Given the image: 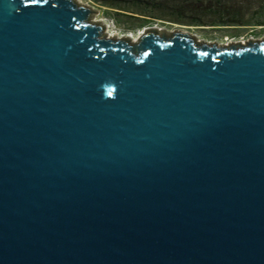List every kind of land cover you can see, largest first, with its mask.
<instances>
[{
  "label": "water",
  "instance_id": "obj_1",
  "mask_svg": "<svg viewBox=\"0 0 264 264\" xmlns=\"http://www.w3.org/2000/svg\"><path fill=\"white\" fill-rule=\"evenodd\" d=\"M91 12L0 0V264H264V40Z\"/></svg>",
  "mask_w": 264,
  "mask_h": 264
},
{
  "label": "rangeland",
  "instance_id": "obj_2",
  "mask_svg": "<svg viewBox=\"0 0 264 264\" xmlns=\"http://www.w3.org/2000/svg\"><path fill=\"white\" fill-rule=\"evenodd\" d=\"M75 1L89 6L92 9L89 21L103 24V35L113 33L115 36L110 37L114 38L126 37L130 32L139 33L152 27L166 35L176 31L188 32L198 44L221 45V42L231 44L237 41L264 40V28L250 31L246 26L264 20V13L260 10L262 0H156L154 8L147 7L149 3L145 0ZM209 7H219L221 15L211 14ZM223 14L229 21L222 20ZM106 23L110 25L109 28ZM221 24L244 26L238 31L233 26ZM238 32L241 34L233 36Z\"/></svg>",
  "mask_w": 264,
  "mask_h": 264
},
{
  "label": "crops",
  "instance_id": "obj_3",
  "mask_svg": "<svg viewBox=\"0 0 264 264\" xmlns=\"http://www.w3.org/2000/svg\"><path fill=\"white\" fill-rule=\"evenodd\" d=\"M260 10L264 13V0H262L260 2ZM220 26H233L234 28H236L238 31H241V28L244 26V25H225V24H221ZM248 26L250 29V31H253L255 28H264V20H260L258 21L257 23L255 24H250V25H246ZM240 28V29H239ZM241 32H238L237 35L236 33L233 34V36H238L240 35Z\"/></svg>",
  "mask_w": 264,
  "mask_h": 264
},
{
  "label": "trees",
  "instance_id": "obj_4",
  "mask_svg": "<svg viewBox=\"0 0 264 264\" xmlns=\"http://www.w3.org/2000/svg\"><path fill=\"white\" fill-rule=\"evenodd\" d=\"M123 1H124V0H123ZM133 1H137V0H133ZM141 1H144V0H141ZM145 1H148L149 5H150V6L148 5L147 7H153V8L155 7V2H154V1H156V0H145ZM185 2H186V1H184V3H185ZM184 3H181V4H184ZM209 8H211V7H209ZM219 9H220L219 7H218V8H214V7H213V8L210 9V11H211L210 13H211V14H214L215 16L218 15V14L221 15ZM148 11H149V10H148ZM223 11H224L223 13L226 14V10H224V8H223ZM225 14H223V16H224ZM227 14H228V13H227ZM147 15H149V14H147ZM149 16H150V15H149ZM149 16H147V17H149ZM151 16H153V15H151ZM228 16H229V15H228ZM150 18H152V17H150ZM222 18H223V17H222ZM225 18H226V19H225ZM145 19H146V18H145ZM222 20H223V21H229L228 18L225 17V16H224V18H223Z\"/></svg>",
  "mask_w": 264,
  "mask_h": 264
},
{
  "label": "bare ground",
  "instance_id": "obj_5",
  "mask_svg": "<svg viewBox=\"0 0 264 264\" xmlns=\"http://www.w3.org/2000/svg\"><path fill=\"white\" fill-rule=\"evenodd\" d=\"M105 25H106L107 28H109V26H110V25H108L107 23H106ZM108 30H109V29H108ZM142 31H143V30H141L139 33H133V32H130V33L126 34L125 36H129V37H131L132 39L136 40V39H137V36H138ZM109 33H110V31H109ZM109 36H115V35H114L113 33H110ZM119 37H120V36H119ZM237 42H240V43L243 42V44H246V43H247V41H237ZM233 43H234V42H233ZM220 44H221L222 46H223V45H229L230 42H228V43L221 42Z\"/></svg>",
  "mask_w": 264,
  "mask_h": 264
},
{
  "label": "flooded vegetation",
  "instance_id": "obj_6",
  "mask_svg": "<svg viewBox=\"0 0 264 264\" xmlns=\"http://www.w3.org/2000/svg\"><path fill=\"white\" fill-rule=\"evenodd\" d=\"M233 43V42H232Z\"/></svg>",
  "mask_w": 264,
  "mask_h": 264
}]
</instances>
